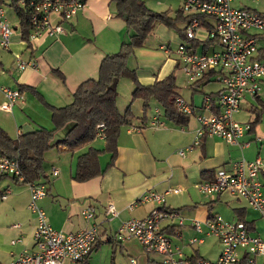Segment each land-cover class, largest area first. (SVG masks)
<instances>
[{
    "label": "crops",
    "instance_id": "obj_1",
    "mask_svg": "<svg viewBox=\"0 0 264 264\" xmlns=\"http://www.w3.org/2000/svg\"><path fill=\"white\" fill-rule=\"evenodd\" d=\"M51 20L61 23L62 33L55 36H37L28 43L22 40L18 25H13L9 48L4 49L0 45V86L17 89L21 94L12 101L9 108H3L6 98L0 89V127L13 139L21 132L40 127L47 129L53 127L51 111L31 90H20V85L35 88L52 106H64L71 102L73 92L81 81L97 76L103 56L116 51L126 40L125 18L118 15L116 5L111 0H85L84 5L69 20H64L56 14L51 15ZM170 51L169 49L165 52L169 54ZM175 55L177 56L176 52ZM17 58L23 61L34 60L35 67L19 70L15 65ZM163 63L162 72L140 74L138 81L141 84H151L155 79L174 74V68H179L184 74L179 57H167ZM54 69L60 70L64 79ZM210 81L215 83L209 86H216L209 88L197 103L193 92L198 91L196 88L203 89L202 86ZM187 83L190 91L185 93L183 88L178 87L179 96L198 113L208 114L215 111L213 107L210 111L202 108V104L205 95L215 98V94L221 89L222 84L217 76L211 74L208 78ZM260 91L255 97L244 95L240 101L239 111L233 116L239 114L244 107H251L252 100L260 101ZM154 107L160 109V118L162 116L164 120L163 126L151 128L147 120H141L142 107L137 121L132 120L128 125L121 127L115 164L100 176L85 181L73 179L78 155L89 147L103 148V138L96 137L103 141L101 144H97L95 138L90 144L73 152L54 146L44 154L45 175L41 181L46 184L47 195L39 201V204L51 226L65 232H77L89 224L82 216V211L86 207L94 209L98 237L87 260L79 264H90L91 259H95V257L91 258L92 252L104 243H111L113 247L118 243L121 249H126L123 240L117 239L118 229L126 220L142 218L148 214L153 207L151 203L139 204L132 210L128 205L149 189L164 193L177 186L182 188L178 193L165 195V202L161 207L170 214L161 220L160 225L173 246H179L185 256L197 251L200 260L212 262L207 252L201 253L198 247L210 236H205L202 243H189L191 237L197 236L191 221L193 219L204 221L215 214H220V211L224 217L231 214L232 218L237 220L235 210L244 208V220L252 225L250 231L264 235V220L244 199L234 202L235 198L237 200L242 198L227 192L209 195L208 198L199 195L200 192L197 189L196 192L191 186L202 180L211 179L219 169L231 171L233 163L241 158L252 160L257 156H264V135L261 126L257 124L253 130L250 128V131L235 144L227 143L218 137H204L182 157L177 151L192 144L198 122L193 115L186 125L177 126L164 116L163 109L158 103ZM252 119L253 117L243 121L234 120L246 123ZM257 141L260 143L258 144ZM244 143L248 144L244 145ZM108 159L100 158L102 167ZM54 169L58 170L56 174ZM0 177V195L5 190H9L5 198H0L3 201L0 203V210L4 213L0 235L5 234V237L10 238L9 245L5 238L2 240L0 237V264H9L13 257L23 250L35 249L33 240L35 218L28 208L30 199L28 185L11 176ZM258 178L264 186V167L258 172ZM109 203H113L116 208L117 215L114 217L106 212ZM223 203L228 209L221 207ZM182 212L184 215L181 214ZM17 224L19 226H16ZM101 235L104 238H101ZM16 239L20 241L12 243V240ZM216 240L218 242H215L214 255L217 259L221 253V243L218 238ZM189 246L191 251L186 252ZM128 259L115 260L113 256L110 264L116 262L128 264ZM155 259L163 262L160 254L153 255L152 260ZM262 260L263 256L257 257L258 264H262Z\"/></svg>",
    "mask_w": 264,
    "mask_h": 264
},
{
    "label": "built area",
    "instance_id": "obj_2",
    "mask_svg": "<svg viewBox=\"0 0 264 264\" xmlns=\"http://www.w3.org/2000/svg\"><path fill=\"white\" fill-rule=\"evenodd\" d=\"M0 0V45L9 48L12 27ZM10 2L14 0H9ZM238 2V7L232 5ZM259 1V0H249ZM21 6L30 7L32 29L29 41L41 35L55 36L63 32L60 22H52L51 15H59L69 20L78 9L84 5V0H20ZM28 2V3H27ZM181 10L190 15L185 25V35L188 40L196 39V31L207 33L208 39H214L208 52L193 50L190 43L182 40L177 53L181 69L189 79L196 81L207 73L213 72L221 82V89L215 94L205 95L202 108L215 111L201 114L177 97L176 105L179 111L195 117L198 122L196 135L192 144L177 151L185 156L186 152L198 145L204 137H218L221 140L235 144L250 131L249 122L239 123L233 115L240 109V101L244 95L255 97L261 84L264 83V57L259 56V42L252 36L254 33L264 34V15L255 8H247L242 0H181ZM26 11V10H25ZM199 16L212 18V26L207 29L199 20ZM167 50V49H165ZM35 61L15 60L16 68L24 70L35 67ZM5 95L6 103L3 108H9L13 100L21 96L17 89L0 86ZM160 109L156 107L147 118L148 126L160 128L163 121ZM105 124L100 122L96 126V136L105 138ZM136 130H138L136 128ZM248 143H244L247 145ZM242 145V144H241ZM264 167V156H257L252 160L241 158L235 161L231 171L219 169L213 178L194 183L193 186L200 193L217 195L227 192L244 199L249 207L257 210L264 220V193L258 172ZM58 172L54 169V173ZM17 177L23 182L18 159L0 156V176ZM28 185L30 199L29 210L35 218L33 251L23 250L13 257L10 264H79L91 252L98 237V225L94 221V209L86 207L82 216L89 223L77 232H65L51 226L39 201L47 195L44 182H31ZM181 187L168 189L164 193L155 190L143 192L136 200L129 203L132 210L139 204L151 203L153 207L142 218H130L118 229L117 239H136L147 252H155L163 257L164 264H186L185 255L179 246H173L169 236L162 231L160 222L170 213L162 209L167 193H178ZM9 190H5L0 198H5ZM109 216H116L117 211L113 203L106 208ZM182 224V221H180ZM197 236L189 239L191 244H199L205 236H214L220 240L221 253L215 262L198 260L197 264H237L245 255L244 264H258L257 257L264 256V235L252 233L243 221L228 220L215 214L204 221H191ZM16 226H19L18 224ZM20 239L12 240V243ZM128 264H135L130 257Z\"/></svg>",
    "mask_w": 264,
    "mask_h": 264
},
{
    "label": "trees",
    "instance_id": "obj_3",
    "mask_svg": "<svg viewBox=\"0 0 264 264\" xmlns=\"http://www.w3.org/2000/svg\"><path fill=\"white\" fill-rule=\"evenodd\" d=\"M18 1L20 0H14L10 5L17 16L22 40L29 43L28 36L32 29L30 20L31 8L21 6ZM111 1L116 5L118 15L124 16L128 29L132 30L130 31L129 39L121 44L118 51L110 52L103 56L98 67L97 76L81 81L74 90L70 103L55 107L48 104L35 88L26 85L19 86L20 90H31L40 102L51 111L53 124L51 129L40 127L31 131L21 132L15 139L11 138L0 127V156L18 159L24 176L22 183L43 182L41 180L45 175L43 168L45 152L54 146L57 148L63 147L73 152L90 144L97 137L96 126L100 122L105 124L104 146L102 149L89 147L85 152L78 155L73 179L75 181H85L100 176L115 164L118 154L120 129L130 122L127 120L126 114L120 112L117 105V84L121 77H127L133 82L132 99H140L143 102L141 120H147L146 108L150 99H154L163 109L164 116L177 126L186 125L191 117V115L183 113L177 108L176 99L180 96L173 73L162 79H155L151 84H141L138 81L135 69L127 66V59L134 48L143 44L155 23H163L167 26L175 27L182 40L189 42L193 50L208 52L212 44H214V39L205 38L201 40L196 38L188 40L185 35V25L190 15L184 14L181 8L176 10L175 14L171 16L166 11L157 12L150 10L141 0ZM258 12L264 15V12ZM199 20L207 29L211 28V17L199 16ZM178 22H182L183 27H177ZM252 36L259 42V56L264 57V34L254 33ZM29 46L30 44H28ZM54 71L64 79L60 70L54 69ZM211 74L213 72L207 73L201 79L208 78ZM260 120V114L253 117L249 122L251 130ZM68 124L70 126L63 137L52 141L53 133ZM102 153H107L109 156L104 167L100 164V155ZM12 178L17 180V177ZM243 213L244 208L235 210L237 220L243 221L247 228L250 229L252 225L244 220ZM87 257L83 262L87 260ZM185 259L186 264H197L199 260L197 251L185 256ZM244 262L245 255L241 257L237 264H244ZM262 264H264V256Z\"/></svg>",
    "mask_w": 264,
    "mask_h": 264
},
{
    "label": "rangeland",
    "instance_id": "obj_4",
    "mask_svg": "<svg viewBox=\"0 0 264 264\" xmlns=\"http://www.w3.org/2000/svg\"><path fill=\"white\" fill-rule=\"evenodd\" d=\"M141 1H143L150 10L157 11V12L166 11L171 16L175 14L176 10L181 8V0H141ZM242 1L244 5H246L247 7L255 8L260 12H264V0H259V1L242 0ZM10 3L11 2L9 0H4L1 5L6 13L10 26L13 27V25L17 26L18 22H17V16L13 8L11 7ZM232 5L235 7H238L237 6L238 2L233 1ZM177 27H183L182 22H178ZM13 31L16 32L17 29H13ZM130 31L132 30L128 29V27L126 26L125 27L126 40L129 39ZM196 37L201 40L205 39L207 37V33L200 31V30L196 31ZM180 42H182V38L180 37L179 32L177 31L175 27L167 26L163 23H155L153 28L147 35L143 44L139 47L134 48L131 54L129 55L127 59V66L129 68L135 69L137 77L138 75L143 74V73L158 74L159 71L160 72L163 71V68L161 69V67L163 66L164 64L163 62L165 59H167V57H170V58L179 57L177 53V48L179 47L178 45L180 44ZM119 49H120V45L118 46L116 51H118ZM169 49L171 51L169 52V54H167L165 51H169ZM116 51H113V52H116ZM175 52L177 56L175 55ZM164 69H166V66H164ZM174 75H175L176 85L180 87L181 89L183 88V91H185V93L186 91H190L189 88H187L188 87L187 82L189 81V79L179 70V68H176V69L174 68ZM213 83L215 82L210 81L204 84L202 86L203 89L196 88V90L198 91H195L193 93H194V96H196L195 100L197 101V103L200 101L201 96L204 93H206L207 90H209V88H214V86H216V85L209 86V84H213ZM133 87H134L133 82L127 77H121L117 84V91H118L117 105H118L119 110L122 113L124 112L126 114L128 121L138 120L137 118L139 117L141 113V108H142V103H143L140 99H132L131 93H132ZM260 95H261L260 101L256 99L252 100L253 103L251 107L250 106L244 107L242 111L239 114H236L235 116H233V118L238 121H243V120H246L247 118L250 119L251 117H254L257 114H260L261 120L259 121L258 124L261 126L262 132L264 135V83H262V89L260 91ZM156 103L157 102L154 99L149 100V105L146 108L147 118H148V115L152 111H154V109L156 108L154 107ZM125 109L127 112L125 111ZM161 120L164 121L162 119V116H161ZM69 126L70 125L68 124L64 128L56 130L53 133L52 141H55L58 138H60L69 128ZM263 141H264V138H263ZM95 142L97 144L103 143V141L101 142L99 138H96ZM257 143L259 144L260 142L257 141ZM100 158L108 159V154L103 153ZM44 164L45 163H43V165ZM191 186L193 189H195L193 185ZM262 191L264 192V186L262 187ZM198 194L201 196L203 195L208 196V198L210 197L209 195H206V194H200V193ZM233 201L234 202L243 201V199L237 200L235 198ZM1 202L3 201L0 199V203ZM222 205L223 206L220 205L222 208L228 209V206H226L225 203H223ZM181 214L184 215L183 212ZM220 214L222 217H224L221 211H220ZM3 216H4V213L2 212V210H0V227L3 226L2 225ZM226 216L227 217H224V218L228 220H234L231 214H227ZM5 236H6L5 234L0 235L2 240L3 238H5L4 240L7 241L8 244L10 245V238L5 237ZM101 238H104L103 235H101ZM186 239L187 237L184 238V240ZM216 239H217L216 237L210 236L209 238H207L204 244L198 246L200 248L201 253L207 252L206 254L210 256L212 262L216 261V257L214 255L215 242H218ZM123 245L124 246L126 245L125 250L121 249L120 248L121 246L118 243L116 244L115 247L111 246V243L102 244L97 250H94L92 252L91 258L95 257V259L94 260L91 259L90 264H110L111 258L113 256L115 260H117L118 258H123L125 259V261H127L126 258L128 259L130 256H132L135 259V264H163V262H161L160 259L152 260L153 255H157L158 253L156 254L155 252H147L136 239H133V238L124 239ZM190 251H191V247L189 246L187 247L186 252H190ZM115 264H124V263L116 262Z\"/></svg>",
    "mask_w": 264,
    "mask_h": 264
}]
</instances>
